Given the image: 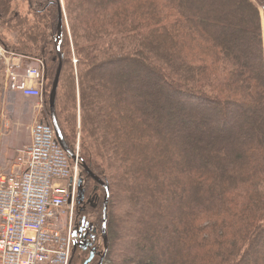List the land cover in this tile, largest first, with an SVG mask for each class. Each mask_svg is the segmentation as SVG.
<instances>
[{"label":"trees","instance_id":"trees-1","mask_svg":"<svg viewBox=\"0 0 264 264\" xmlns=\"http://www.w3.org/2000/svg\"><path fill=\"white\" fill-rule=\"evenodd\" d=\"M63 1L77 76L70 71L64 21L56 116L74 151L58 107L61 102L75 116L79 96L89 141L80 159L109 190L103 264H264V0ZM14 2L0 0L2 28L18 35L12 50L35 58L45 23L54 81L58 1L26 0L33 24L11 16ZM0 43L9 49L1 36ZM103 73L121 82L117 92H106L97 78ZM148 86L158 93H141ZM248 120L252 125L221 137ZM122 189L128 198L121 204ZM179 191L187 193L183 203ZM99 200L95 228L102 234ZM141 202L145 206L135 210ZM118 203V210L129 209L127 235H143L127 247L114 242L123 231L113 209ZM167 226L174 239L161 257L156 244L168 236Z\"/></svg>","mask_w":264,"mask_h":264},{"label":"built area","instance_id":"built-area-1","mask_svg":"<svg viewBox=\"0 0 264 264\" xmlns=\"http://www.w3.org/2000/svg\"><path fill=\"white\" fill-rule=\"evenodd\" d=\"M8 55L0 43L10 90L41 99L43 63L24 68L19 57ZM80 168L61 147L51 123L32 128L30 146L18 154L10 174L0 175V264H71L74 209L78 204L82 213L85 207L78 202Z\"/></svg>","mask_w":264,"mask_h":264},{"label":"rangeland","instance_id":"rangeland-1","mask_svg":"<svg viewBox=\"0 0 264 264\" xmlns=\"http://www.w3.org/2000/svg\"><path fill=\"white\" fill-rule=\"evenodd\" d=\"M62 7L64 8L65 13V24L67 27V37L69 43L67 44V50L69 51L68 57L71 59V70L75 77L77 76V54L75 52V46L73 42V36L71 33L70 26L68 24V20L66 19L67 15L65 12V6L64 1L61 0ZM89 9V8H88ZM260 11L262 9L260 8ZM11 16L14 15H22L23 17H28V21L30 24H33L34 20L32 18V15L29 14V7L26 0H15L13 5V11H11ZM3 21L0 20V36L6 44L8 45L9 49L6 48L7 52L9 53L8 58L13 60L15 57H19L23 63V67H36L39 65V62H42L44 65V80H43V96L41 99H34V98H24L20 93H14L9 88V79H8V70L9 66L4 64L3 62H0V175H7L12 172L13 165L16 161V158L18 154L21 151L26 150L31 144V131L32 128L37 123H50V107H49V97L52 90L53 80H52V59L55 57L51 55L50 52L52 50V47L49 43L48 34L50 33V29L46 26L45 23H41L40 29L42 31V36L44 37L41 39L42 42L39 45V50H37L34 53L35 58H26L22 55L16 54L15 51L12 50L14 46L17 45L18 42V35L16 33V30L8 31L3 29ZM102 22L100 21L99 24ZM98 25V24H97ZM212 25L205 26L207 28V32L211 34L212 36H217V30H212ZM45 33V34H43ZM57 42V38H56ZM58 44V43H57ZM51 53L48 56H45V53ZM16 73L22 74L23 70H16ZM97 78L100 79L101 83H103L107 89V93H111L112 91L117 92L116 86L118 84H121L116 78H113V76H107V74H97ZM148 88V89H147ZM147 88L142 89L141 93H147V91H150V95L157 92V89H154L153 87L148 86ZM158 93V92H157ZM79 96L77 95V103L75 111H73V115H71L69 110H65L63 108V104H61L58 107V113H59V121L61 122L63 128L66 131V135L68 137V140L70 144L74 148V152L76 153L78 151L79 159L80 157L85 154L84 150L88 147V140L84 139V136L82 134V127H81V109H80V101ZM145 98H149L147 96H144ZM64 109V110H63ZM117 109V107H116ZM72 112V111H71ZM71 115V116H70ZM239 126L235 129H231V131H223L220 133L222 138H228L232 135L238 133L241 129L245 128L247 125H252L250 121H239ZM226 136V137H225ZM84 148V150H83ZM93 157V160L97 165H101L102 161L101 158L97 155L93 154L91 155ZM81 163V159L79 160ZM181 162V161H179ZM178 162V163H179ZM83 164V163H82ZM184 170V169H183ZM115 177H118L122 175L120 172L115 174ZM87 174L85 173L83 166L79 169V180L80 178L83 179L84 183H86ZM146 179L149 178V176L145 175ZM91 179V178H90ZM135 181H139L138 177L136 176ZM88 184V183H87ZM84 184V188H85ZM98 185L94 181H90L88 187L91 188L90 194L88 190V197L90 195L92 196L93 190ZM129 186V185H127ZM98 197H99V204L101 205L104 201L105 195L103 196V191L98 186ZM120 199H118L117 202L120 203H126L127 202V193H125V190L122 189L120 192ZM187 198V193L184 191H179L178 193V199L180 202H185V199ZM88 201V200H87ZM87 201L85 203H87ZM91 201V200H89ZM98 201L92 200L91 204L87 205V209L83 210L82 213L81 209H79V205L77 204L74 209V223L73 226L75 227L77 225H81L82 219L86 218L87 222H90L94 225V227L100 226L101 221V209H97L94 207ZM117 204V203H116ZM93 205V207L91 206ZM145 206L144 202H141L137 205H133L135 210H138V208L142 209ZM171 207V206H170ZM187 207V206H186ZM95 208V209H94ZM114 214L117 216L118 223L121 227H123V231L119 230L120 238L116 236L114 239V242L116 245L127 247L128 244L131 242L139 241L143 238V235L138 234L136 238H131L129 235H127V227L130 226L127 216L128 215V207L125 208L124 204L119 209V203L118 206H115L114 208ZM189 209V207H187ZM180 210V209H179ZM185 211H183L184 213ZM186 213V212H185ZM184 216V215H180ZM133 225V224H132ZM133 227V226H132ZM99 228V227H98ZM166 229L169 231V227L167 226ZM165 229V230H166ZM100 230V229H99ZM147 233L149 231L145 230ZM101 232V231H100ZM99 232L98 238H97V257L95 258L93 264H98L101 257L104 255L106 256V250L104 240L102 238V234ZM121 232V234H120ZM167 232V231H166ZM118 234V233H117ZM131 234V232H130ZM168 236H166V239H164V242L156 244V247L158 250V253L161 257H165L166 254H169V252L172 249V242L174 239V234L169 231L167 233ZM87 259H89V252H82L81 249L75 250V253L72 258L71 264H83ZM105 261V258H104ZM247 264H254V263H247ZM256 264V263H255Z\"/></svg>","mask_w":264,"mask_h":264},{"label":"water","instance_id":"water-1","mask_svg":"<svg viewBox=\"0 0 264 264\" xmlns=\"http://www.w3.org/2000/svg\"><path fill=\"white\" fill-rule=\"evenodd\" d=\"M58 1V8H59V16H58V36H57V50L59 53V44L61 42L62 39V33H63V23L65 21V13H64V8L62 7V3L61 0H57ZM60 55V53H59ZM62 67H63V57L60 55L59 56V67L57 69V73L52 85V90L50 93V97H49V107H50V121L52 126L54 127L55 130V134L57 137L58 142L60 143L61 147L63 148V150L68 154V156L73 160L76 161L77 160V156L76 154L71 150V148L67 145V143L65 142L58 120H57V116H56V98H57V92H58V87H59V82H60V77H61V72H62ZM83 169L86 172V174L88 175V177H90L91 179L94 180V182L97 183V185H99L100 187H103L105 192H106V198L104 201V205H103V224H102V238L104 240L105 243V247H106V243H107V208H108V202H109V190L108 187L99 179L97 178L93 173L90 172V170L87 168V166L83 163ZM84 181L83 179H80L79 182V191H78V202L79 204H83L84 203V198H85V188L83 186ZM75 236V235H74ZM75 249H76V245H75ZM95 251L96 249H94L91 254H90V258L89 260L86 261L85 264H89L92 262V260L95 257ZM104 258L105 256L103 255L99 261L98 264H103L104 263Z\"/></svg>","mask_w":264,"mask_h":264},{"label":"flooded vegetation","instance_id":"flooded-vegetation-1","mask_svg":"<svg viewBox=\"0 0 264 264\" xmlns=\"http://www.w3.org/2000/svg\"><path fill=\"white\" fill-rule=\"evenodd\" d=\"M88 179H90L89 177H87L86 179V183H84L85 185L88 182ZM98 186L94 188L93 190V194L92 196L90 195V197H88V192L86 191V186H85V198H84V210L87 209V205L91 204L92 200H98L99 197L98 195ZM90 194V193H89ZM97 194V195H96ZM88 200V201H87ZM91 200V201H89ZM87 201V203H85ZM93 207V205H91ZM94 207H97V204L94 205ZM97 228L94 227L93 224H91L90 222H87V219L84 218L81 221V225L77 227L76 231H75V245H76V250L81 249L82 252H89V257L91 252L96 249L95 254H97ZM95 255L94 259L97 257ZM93 259V260H94Z\"/></svg>","mask_w":264,"mask_h":264}]
</instances>
